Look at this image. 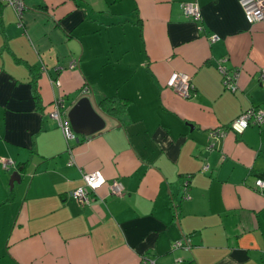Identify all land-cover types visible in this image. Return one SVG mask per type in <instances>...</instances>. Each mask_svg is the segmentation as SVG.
Instances as JSON below:
<instances>
[{
  "label": "crops",
  "instance_id": "0c3cea01",
  "mask_svg": "<svg viewBox=\"0 0 264 264\" xmlns=\"http://www.w3.org/2000/svg\"><path fill=\"white\" fill-rule=\"evenodd\" d=\"M23 2L20 17L0 5V160L15 164L0 165V264H264V123L208 148L210 130L264 112V23L239 0ZM174 72L192 99L166 87ZM85 90L105 128L66 142L48 113L62 99L65 119ZM105 98L127 100L119 120ZM94 171L123 195L71 199Z\"/></svg>",
  "mask_w": 264,
  "mask_h": 264
},
{
  "label": "built area",
  "instance_id": "2783aa9c",
  "mask_svg": "<svg viewBox=\"0 0 264 264\" xmlns=\"http://www.w3.org/2000/svg\"><path fill=\"white\" fill-rule=\"evenodd\" d=\"M0 5L11 7L18 17L21 16L25 8L23 0H0ZM239 5L242 9L245 20L248 24L264 23V0H239ZM183 13L194 22H200L202 15L197 4L195 3H182L180 5ZM218 37L213 35L210 41H216ZM75 63L70 64L73 68ZM218 70L221 74V84L224 90L235 92L237 89V82L239 77L238 70L224 69L221 63L218 64ZM166 87L173 93L183 99H192L194 97V87L191 83L190 76L185 73L174 72L170 75L166 82ZM89 94L88 90L84 91L83 95ZM63 100L58 99L52 104L48 116L57 121V125L62 131V134L68 141H76V135L72 132L71 126L67 119H63L60 108ZM264 123V112L258 108H249L242 112L236 119H234L227 127L216 128L208 132V148L214 147L216 142L224 138L227 133L241 135L244 131L252 126H261ZM0 165L3 170H10L15 168V164L11 160H0ZM83 185L73 190L69 197L75 202L83 205L90 204L91 200L97 195V192L106 188L108 195L122 196L124 187L118 181H113L107 184L99 172H86L82 174ZM187 181L184 182V195L186 196ZM253 188L261 193H264V180L256 179ZM182 243H177L175 247H180ZM143 264H153L150 259H144Z\"/></svg>",
  "mask_w": 264,
  "mask_h": 264
},
{
  "label": "water",
  "instance_id": "95a60500",
  "mask_svg": "<svg viewBox=\"0 0 264 264\" xmlns=\"http://www.w3.org/2000/svg\"><path fill=\"white\" fill-rule=\"evenodd\" d=\"M24 11V10H23ZM72 132L76 135V141H79L77 136L92 137L105 128V122L97 113L95 107L92 105L88 95H83L69 110L66 115ZM21 176L17 172L13 173L9 186L12 187L14 183H18Z\"/></svg>",
  "mask_w": 264,
  "mask_h": 264
},
{
  "label": "trees",
  "instance_id": "16d2710c",
  "mask_svg": "<svg viewBox=\"0 0 264 264\" xmlns=\"http://www.w3.org/2000/svg\"><path fill=\"white\" fill-rule=\"evenodd\" d=\"M33 90H35V92H36L35 87ZM97 105H98V109L104 115L112 117V118H118V120H119L122 117V115L124 114L125 108L127 106V100L118 99V98H105V99L99 101L97 103ZM259 177L261 180H264V176H259ZM144 259H149V258H144Z\"/></svg>",
  "mask_w": 264,
  "mask_h": 264
},
{
  "label": "rangeland",
  "instance_id": "374dc122",
  "mask_svg": "<svg viewBox=\"0 0 264 264\" xmlns=\"http://www.w3.org/2000/svg\"><path fill=\"white\" fill-rule=\"evenodd\" d=\"M88 95V94H87Z\"/></svg>",
  "mask_w": 264,
  "mask_h": 264
}]
</instances>
